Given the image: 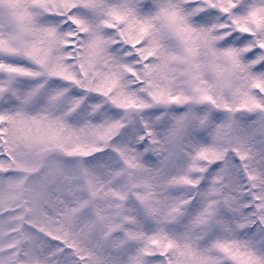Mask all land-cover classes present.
Wrapping results in <instances>:
<instances>
[{
  "label": "snow or ice",
  "instance_id": "1",
  "mask_svg": "<svg viewBox=\"0 0 264 264\" xmlns=\"http://www.w3.org/2000/svg\"><path fill=\"white\" fill-rule=\"evenodd\" d=\"M0 264H264V0H0Z\"/></svg>",
  "mask_w": 264,
  "mask_h": 264
}]
</instances>
